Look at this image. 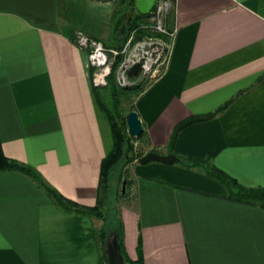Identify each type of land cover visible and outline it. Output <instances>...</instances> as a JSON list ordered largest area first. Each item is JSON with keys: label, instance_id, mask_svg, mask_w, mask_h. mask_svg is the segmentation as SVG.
<instances>
[{"label": "crops", "instance_id": "obj_1", "mask_svg": "<svg viewBox=\"0 0 264 264\" xmlns=\"http://www.w3.org/2000/svg\"><path fill=\"white\" fill-rule=\"evenodd\" d=\"M80 0H0V144L64 196L93 205L113 138L91 80ZM74 4V6H73ZM74 9V11H73ZM71 10L73 11L71 13ZM74 14V15H72ZM162 72L135 96L142 148L205 156L264 186V0H173ZM122 205L124 247L140 264H264V206L226 198L202 168L134 160ZM97 218L57 205L29 175L0 170V264H101Z\"/></svg>", "mask_w": 264, "mask_h": 264}, {"label": "trees", "instance_id": "obj_2", "mask_svg": "<svg viewBox=\"0 0 264 264\" xmlns=\"http://www.w3.org/2000/svg\"><path fill=\"white\" fill-rule=\"evenodd\" d=\"M123 1H125L128 5L135 7L134 0ZM148 17H150V14H143L137 10L136 13L132 14L131 17H128L123 21L121 18L117 20L116 27H120L122 24H125L126 31H129L130 28L132 29L134 27H137V33H143L146 28L140 27L139 24L148 22L146 21ZM113 42L115 44L111 46L121 45V42L116 40L115 35L113 36ZM120 59V55L116 56L111 72L108 75L106 85H93V92L95 94V97L101 109H103L108 116L113 138V146L111 150L103 157L100 163V174L95 204H81L73 199L64 196L58 189L47 183L37 169L30 166L29 164L19 162L15 159L7 157L2 151L1 144L0 170H19L29 175L40 187L45 190L49 198L53 200L57 205L72 209L77 212H85L94 216L95 218L102 219V225L96 228V235L99 241L102 256L101 264H108V259L104 247L105 241L109 236V226L117 236L120 251L125 259V262L127 264H140V258L139 260H133L128 257L126 253L124 247L123 221L120 213L112 217H108V214L106 213L104 215L99 208V204L104 202L105 198L108 196L111 177L116 175V178L123 181L125 185L127 183L131 184V179H128L126 176L122 175L125 171V167L135 159L138 160L145 153V150L143 148L135 149L133 144L136 140H141L142 142L145 141L144 130H142L141 133L137 136L131 135L127 130L126 116L130 110H135L134 104L132 103L128 107L126 112H123L120 106L122 96H128L129 90L135 89V95H137L143 89V87H140V85L121 87L116 83L114 70ZM224 107L225 106H219L215 110L203 114H192L177 122L170 137L169 151L173 152V144L181 127L190 122L211 118L217 115L221 110H223ZM215 152L216 150L211 149L205 156L201 157L183 156L177 154L180 158L177 162L186 168H202L208 176L224 184L226 187L227 199L239 201L249 205L264 206V186L243 185L239 183L236 178L213 165L210 162V159L215 154Z\"/></svg>", "mask_w": 264, "mask_h": 264}, {"label": "built area", "instance_id": "obj_3", "mask_svg": "<svg viewBox=\"0 0 264 264\" xmlns=\"http://www.w3.org/2000/svg\"><path fill=\"white\" fill-rule=\"evenodd\" d=\"M173 0H155L150 13L153 27L173 35L174 29L165 28V21L172 10ZM135 28L126 36L120 46H106L103 41L82 29L73 31V42L87 53L89 67L92 68L91 80L96 86L107 84V75L111 72L116 56L121 59L117 63L114 73L116 83L127 87L146 80L148 83L159 75L167 63L169 46L164 48L161 40L149 36L138 40L133 39ZM140 69L136 74L129 71L136 63ZM145 83V84H146Z\"/></svg>", "mask_w": 264, "mask_h": 264}, {"label": "rangeland", "instance_id": "obj_4", "mask_svg": "<svg viewBox=\"0 0 264 264\" xmlns=\"http://www.w3.org/2000/svg\"><path fill=\"white\" fill-rule=\"evenodd\" d=\"M79 2L81 3L80 4L81 7L77 6L76 8V12H77L76 16L78 20L79 21L83 20L84 22L86 21V24L88 26L100 31L101 37H98V38H100L106 46H111L115 44L113 42V36L116 35V33L121 27V26L116 27L117 20L121 18L123 21L127 19L128 17H131L132 14L136 13L137 11L135 7L128 5L123 0H80ZM73 11L71 10V13ZM170 14H171V11L168 14V17ZM168 17L165 21V25H164L165 28H169ZM146 21L148 22L139 24L140 27L146 28L143 33H137L138 28L134 27L136 31H134L133 39L138 40L141 38H147L149 36H152L154 38L161 40L162 43L164 44V48L166 47L168 48L171 35L167 34L166 32L160 31L159 29L154 28L153 21L150 17H148ZM76 29L84 30L83 28H80V27ZM132 29L130 28L129 31H126V36L131 33ZM122 43L123 41H121V45ZM90 71L92 72V68L90 69ZM109 74L110 72L108 73V75ZM108 75H107V80H108ZM145 83H146V80L141 81L140 83H136L134 85H140V87L141 86L145 87L146 84H148V83L146 84ZM134 85H131V86H134ZM135 92H136L135 89H132L128 91L129 93L128 96L126 97L122 96L120 106L123 112H126L128 107L133 103L134 98L136 96ZM133 144H134L135 149L142 148L141 140H136L134 141ZM135 160L137 161V159ZM129 164L125 167V171L123 172L122 175L126 176L128 179H131L129 176ZM134 198L135 196H134V191L132 188V182L131 184L127 183L125 185L123 181L118 180L116 178V175H114L110 179V189H109L108 196L105 198L104 202L99 204V208L103 212L104 215L107 213L108 217H112L120 213L122 205L133 204L135 201ZM96 220H97V226L100 227L102 225V219L97 218ZM112 236H116V235L114 234V231L109 226V236L107 237V240L105 241L104 248H106V242L110 240ZM124 262H125V259H124ZM125 264L127 263L125 262Z\"/></svg>", "mask_w": 264, "mask_h": 264}, {"label": "water", "instance_id": "obj_5", "mask_svg": "<svg viewBox=\"0 0 264 264\" xmlns=\"http://www.w3.org/2000/svg\"><path fill=\"white\" fill-rule=\"evenodd\" d=\"M136 9L143 14H150L154 7L155 0H134ZM117 41H124L126 38L125 24H122L120 29L115 35ZM140 69V63L136 62L130 69V74H136ZM127 130L131 135L137 136L143 130L141 119L136 110H130L126 116ZM179 156L172 152L161 153L155 150H149L145 152L138 161L140 163H146L149 161H160L164 163H172L179 161ZM106 255L108 264H125L124 257L120 251L119 243L116 236H112L110 240L106 242Z\"/></svg>", "mask_w": 264, "mask_h": 264}]
</instances>
